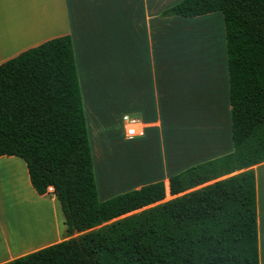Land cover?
<instances>
[{"label": "trees", "instance_id": "16d2710c", "mask_svg": "<svg viewBox=\"0 0 264 264\" xmlns=\"http://www.w3.org/2000/svg\"><path fill=\"white\" fill-rule=\"evenodd\" d=\"M223 15L233 150L99 201L70 36L0 64V157L52 187L71 237L4 264H258L253 167L264 162V0H181L162 17Z\"/></svg>", "mask_w": 264, "mask_h": 264}, {"label": "crops", "instance_id": "0c3cea01", "mask_svg": "<svg viewBox=\"0 0 264 264\" xmlns=\"http://www.w3.org/2000/svg\"><path fill=\"white\" fill-rule=\"evenodd\" d=\"M180 1L0 0V64L50 39L71 37L99 201L159 181L166 188L163 202L172 200L181 194H169L171 176L233 150L223 15L162 17ZM111 112L148 125L144 138L124 141L139 149L159 143V171L131 186L115 178L103 183L105 175L118 177V163L97 174L91 130L94 136L101 130L102 143L112 146L114 137L105 134ZM253 171L258 264H264V162ZM73 236L55 196H39L31 187L25 163L0 157V264Z\"/></svg>", "mask_w": 264, "mask_h": 264}, {"label": "rangeland", "instance_id": "374dc122", "mask_svg": "<svg viewBox=\"0 0 264 264\" xmlns=\"http://www.w3.org/2000/svg\"><path fill=\"white\" fill-rule=\"evenodd\" d=\"M222 53L223 52L220 51L218 56L220 55L221 57ZM120 120H121V115L116 112H111L107 118V121L109 123L107 127V132L105 134L106 135L110 134L112 137H114V142L112 146L106 143L105 144L102 143L103 132L101 130L97 131L98 135L94 136V131L91 128L92 129L91 138H92V142H94L95 144V148L93 146V151L96 152L95 161H96L98 175H99V168H101L102 166L104 165L111 166L115 163H118V167L115 169L118 177H113V175L110 176L105 175V177H103V183L106 184L111 183L113 181V178H115L114 181L118 179V181H123V184H125V186H131L136 184L135 183V181H137L136 178L140 179L143 176H149L153 174L154 171L153 169H156L157 171L160 168V163L158 162V159L160 158L159 143L157 142L150 143L149 148H143V149L135 148L136 142L124 141L122 137V133H123L122 123ZM220 121L222 126L226 124V118L225 119L221 118ZM97 126L99 125H96V127ZM220 131L223 135L222 130ZM168 133L169 131L167 132V134ZM165 138H166L165 141L166 142L168 141L170 143V137L166 136V133H165ZM181 139H182V135L178 137V142H181ZM171 147L173 148V144L172 146L169 145L170 150ZM116 187L120 188L121 186L116 185ZM60 214L62 218L63 215L61 210H60ZM79 235L80 234H74L73 237H77Z\"/></svg>", "mask_w": 264, "mask_h": 264}, {"label": "built area", "instance_id": "2783aa9c", "mask_svg": "<svg viewBox=\"0 0 264 264\" xmlns=\"http://www.w3.org/2000/svg\"><path fill=\"white\" fill-rule=\"evenodd\" d=\"M123 126V138L126 141L142 139L146 136L148 125L136 116L124 114L121 116ZM52 187L48 188L47 193H52Z\"/></svg>", "mask_w": 264, "mask_h": 264}]
</instances>
